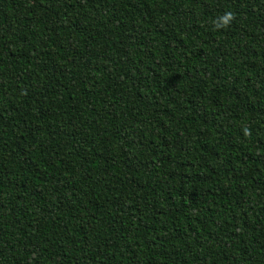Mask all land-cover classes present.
I'll return each instance as SVG.
<instances>
[{"label":"trees","instance_id":"obj_1","mask_svg":"<svg viewBox=\"0 0 264 264\" xmlns=\"http://www.w3.org/2000/svg\"><path fill=\"white\" fill-rule=\"evenodd\" d=\"M0 264H264V0H0Z\"/></svg>","mask_w":264,"mask_h":264},{"label":"clouds","instance_id":"obj_2","mask_svg":"<svg viewBox=\"0 0 264 264\" xmlns=\"http://www.w3.org/2000/svg\"><path fill=\"white\" fill-rule=\"evenodd\" d=\"M234 14L230 11L224 12L222 15L217 16L213 21L212 25L214 30H223L230 27L234 21ZM247 129H245V135H248Z\"/></svg>","mask_w":264,"mask_h":264}]
</instances>
